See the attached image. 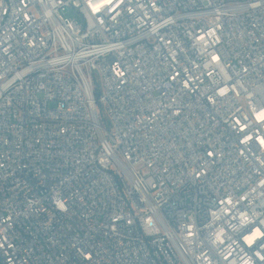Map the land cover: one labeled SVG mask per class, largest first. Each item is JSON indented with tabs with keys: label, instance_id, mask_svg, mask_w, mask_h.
Segmentation results:
<instances>
[{
	"label": "built area",
	"instance_id": "obj_1",
	"mask_svg": "<svg viewBox=\"0 0 264 264\" xmlns=\"http://www.w3.org/2000/svg\"><path fill=\"white\" fill-rule=\"evenodd\" d=\"M0 264H264V0H0Z\"/></svg>",
	"mask_w": 264,
	"mask_h": 264
},
{
	"label": "rangeland",
	"instance_id": "obj_2",
	"mask_svg": "<svg viewBox=\"0 0 264 264\" xmlns=\"http://www.w3.org/2000/svg\"><path fill=\"white\" fill-rule=\"evenodd\" d=\"M65 15H67L69 17H73V15H74L73 10L69 9L68 12Z\"/></svg>",
	"mask_w": 264,
	"mask_h": 264
}]
</instances>
